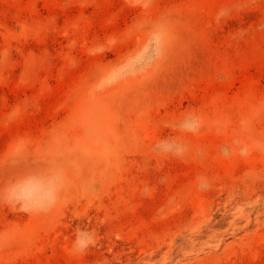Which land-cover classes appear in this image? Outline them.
<instances>
[{
  "label": "rangeland",
  "instance_id": "obj_1",
  "mask_svg": "<svg viewBox=\"0 0 264 264\" xmlns=\"http://www.w3.org/2000/svg\"><path fill=\"white\" fill-rule=\"evenodd\" d=\"M0 264H264V0H0Z\"/></svg>",
  "mask_w": 264,
  "mask_h": 264
}]
</instances>
